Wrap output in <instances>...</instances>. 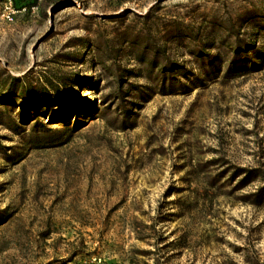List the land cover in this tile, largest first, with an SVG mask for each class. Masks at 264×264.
Masks as SVG:
<instances>
[{
	"label": "rangeland",
	"instance_id": "obj_1",
	"mask_svg": "<svg viewBox=\"0 0 264 264\" xmlns=\"http://www.w3.org/2000/svg\"><path fill=\"white\" fill-rule=\"evenodd\" d=\"M0 264H264V0H0Z\"/></svg>",
	"mask_w": 264,
	"mask_h": 264
}]
</instances>
